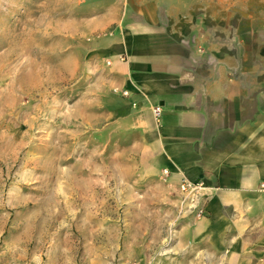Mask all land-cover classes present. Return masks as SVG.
Returning <instances> with one entry per match:
<instances>
[{
  "label": "rangeland",
  "instance_id": "obj_1",
  "mask_svg": "<svg viewBox=\"0 0 264 264\" xmlns=\"http://www.w3.org/2000/svg\"><path fill=\"white\" fill-rule=\"evenodd\" d=\"M90 1L0 0V264H264L194 236L205 213H183L146 135L111 117ZM240 7L214 5L215 45L255 54L264 3Z\"/></svg>",
  "mask_w": 264,
  "mask_h": 264
},
{
  "label": "crops",
  "instance_id": "obj_2",
  "mask_svg": "<svg viewBox=\"0 0 264 264\" xmlns=\"http://www.w3.org/2000/svg\"><path fill=\"white\" fill-rule=\"evenodd\" d=\"M90 3L102 14L95 31L105 34L95 56L111 117L146 135L154 169L168 170L167 191H179L183 176L205 181L209 196L205 215L191 217L194 236L232 253H264V47L255 54L226 40L216 47L214 21L215 4H239V18L247 20L257 17L247 6L264 0ZM222 29L217 35L229 27ZM200 41L206 47H196Z\"/></svg>",
  "mask_w": 264,
  "mask_h": 264
},
{
  "label": "built area",
  "instance_id": "obj_3",
  "mask_svg": "<svg viewBox=\"0 0 264 264\" xmlns=\"http://www.w3.org/2000/svg\"><path fill=\"white\" fill-rule=\"evenodd\" d=\"M115 93H121L123 96L129 97L131 92L127 89L119 90L114 89ZM153 113L156 119H159L162 113L161 106L156 105L153 108ZM164 173L168 175V170H164ZM179 189L181 192V209L184 214H193L198 217L203 216L206 211V200L208 193L206 192L207 185L203 179H190L183 176Z\"/></svg>",
  "mask_w": 264,
  "mask_h": 264
}]
</instances>
